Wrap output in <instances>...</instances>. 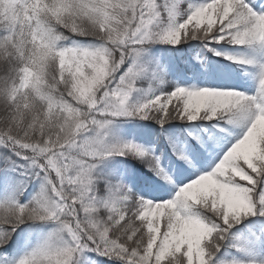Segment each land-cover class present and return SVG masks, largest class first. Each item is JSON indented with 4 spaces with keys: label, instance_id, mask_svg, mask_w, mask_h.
<instances>
[{
    "label": "snow or ice",
    "instance_id": "6c2138e0",
    "mask_svg": "<svg viewBox=\"0 0 264 264\" xmlns=\"http://www.w3.org/2000/svg\"><path fill=\"white\" fill-rule=\"evenodd\" d=\"M0 264H264V0H0Z\"/></svg>",
    "mask_w": 264,
    "mask_h": 264
},
{
    "label": "trees",
    "instance_id": "16d2710c",
    "mask_svg": "<svg viewBox=\"0 0 264 264\" xmlns=\"http://www.w3.org/2000/svg\"><path fill=\"white\" fill-rule=\"evenodd\" d=\"M193 43L195 44L196 42ZM166 48L167 46L165 45H155L150 50V54L155 56L161 63H169L180 60L179 55L167 53L165 51ZM207 56L213 62L218 59L217 57H213L211 53H207ZM237 72L238 70L224 73V75L227 79L234 82ZM142 86L147 87V85ZM143 125H147V127H142ZM154 129H156V126L152 124V122L147 121L138 122L135 126L133 124H124L121 126V130L117 133V136L122 139H137L139 137V143L147 142L154 144L155 148L158 147L160 150V155L162 156L163 161L165 156L170 155L171 148L168 147L167 140H161V138L153 132ZM113 164L114 162L109 161L107 162V167H112ZM121 174L124 175L127 182L136 183L137 185L141 183V178L152 177V173L148 171L145 165L135 160L127 161L121 169ZM12 251L14 250L10 248V252Z\"/></svg>",
    "mask_w": 264,
    "mask_h": 264
}]
</instances>
